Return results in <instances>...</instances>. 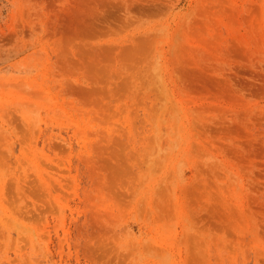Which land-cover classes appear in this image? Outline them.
<instances>
[{
    "label": "rangeland",
    "instance_id": "374dc122",
    "mask_svg": "<svg viewBox=\"0 0 264 264\" xmlns=\"http://www.w3.org/2000/svg\"><path fill=\"white\" fill-rule=\"evenodd\" d=\"M0 264H264V0H0Z\"/></svg>",
    "mask_w": 264,
    "mask_h": 264
}]
</instances>
